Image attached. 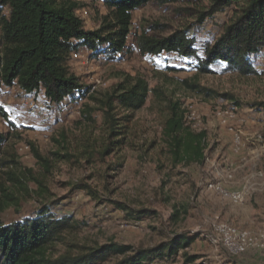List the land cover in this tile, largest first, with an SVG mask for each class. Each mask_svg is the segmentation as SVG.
Segmentation results:
<instances>
[{"label": "rangeland", "instance_id": "obj_1", "mask_svg": "<svg viewBox=\"0 0 264 264\" xmlns=\"http://www.w3.org/2000/svg\"><path fill=\"white\" fill-rule=\"evenodd\" d=\"M77 1L82 4L78 14L85 28L96 29L100 17L107 13L103 0ZM208 5L207 0L164 5L152 0L134 12L133 35L150 22L165 24L166 31L157 32L165 35L195 20L183 6L204 9ZM232 15L233 10L219 13L191 34H219ZM129 43H134L133 37ZM80 49L84 58L71 56L70 68L87 86L100 82L92 91L95 96L108 91L125 74L144 76L160 91L152 92L145 106L135 113L127 142L106 155L102 154L108 145L102 113L96 111L94 121L83 114L86 104L96 107L89 96L49 105L42 97L25 93L18 84L4 86L0 107L15 127L0 114V134L8 136L3 150L18 160L16 171L32 169L49 191L40 198L33 193L37 184L25 181L30 194L19 190L20 202L9 207L2 219L10 222L27 216L45 201L58 215L69 214L81 222L77 238L84 244L115 241L150 247L178 234H200L173 258L148 264H264V248L259 243L235 254L214 230L215 224L223 222L247 230L255 239L264 234V109L252 107L264 101V51L251 57L259 73L243 75L224 71L221 65L216 66V73L203 74L173 53H163L155 62L134 49L123 58L107 60ZM183 80L230 93L239 105L234 100L197 94ZM167 98L182 103L187 124L207 132L202 164L173 162L163 137L169 115ZM53 109L61 113L53 117ZM238 133L243 140L240 145L234 138ZM33 147L49 160V172L35 157ZM79 182L98 192V199L85 190H74ZM223 191L240 192L244 199L235 202ZM108 199L133 209L148 208L153 214L137 219L112 206ZM64 250V245H58L56 254Z\"/></svg>", "mask_w": 264, "mask_h": 264}, {"label": "trees", "instance_id": "obj_2", "mask_svg": "<svg viewBox=\"0 0 264 264\" xmlns=\"http://www.w3.org/2000/svg\"><path fill=\"white\" fill-rule=\"evenodd\" d=\"M151 1L103 0L107 13L100 17L96 29L87 30L78 14L82 4L77 0H0V92L4 86L18 84L25 93L42 97L49 105L89 96L96 107L86 104L83 114L94 121V113H102L108 139L102 154L107 155L116 145L127 142L135 113L145 106L152 92L160 90L152 88L144 76L125 74L108 91L95 96L92 86L82 83L72 72V52L85 48L95 58L118 60L135 49L155 62L163 53H173L203 74L216 73L218 65L224 71L243 75L259 73L251 57L264 51V0H207L209 5L204 9L183 6V11L195 17L193 22L165 35L157 33L166 31L165 24L150 22L133 35L134 12ZM179 1L204 0H157L162 5ZM229 10H233V15L219 34L207 37L191 34L208 19ZM132 37L134 43L130 44ZM182 82L197 94L234 100L239 105L230 93H219L198 82ZM167 102L169 115L163 137L173 162L202 164L206 158L207 132L196 131L187 124L179 100L167 98ZM252 107L264 109V101ZM0 114L15 127L1 107ZM7 141L8 136L0 134V264H148L173 258L200 237L183 233L150 247L115 241L84 244L77 238L81 222L69 214L58 215L45 201L31 214L5 222L3 213L20 202L19 190L30 194L25 181L37 184L38 190L33 193L40 198L49 191L32 169L16 171L20 166L18 160L3 150ZM33 153L49 172V160L35 147ZM73 189L85 190L98 199V192L87 183H76ZM108 201L137 219L153 214L148 208L133 209L118 200ZM58 245H64L65 250L56 254ZM188 259L194 261L192 257Z\"/></svg>", "mask_w": 264, "mask_h": 264}, {"label": "built area", "instance_id": "obj_3", "mask_svg": "<svg viewBox=\"0 0 264 264\" xmlns=\"http://www.w3.org/2000/svg\"><path fill=\"white\" fill-rule=\"evenodd\" d=\"M71 56L74 59H82L84 58L83 50H76L72 52ZM98 84H100L99 81L94 83V85L91 87V92L97 88ZM60 113V110L53 109L51 115H53V117H57ZM234 138L237 145L242 144L243 140L241 138V134H236ZM217 189L220 190L221 188ZM223 194H225L224 196L232 199L235 202H241L244 199L243 194L240 192L229 193L223 191ZM214 230L218 237L221 239L223 245L235 254H243L250 247L257 245L258 243L261 248H264V234H261L258 239H255L247 230H243L241 228H238L237 226L229 225L223 222L215 224Z\"/></svg>", "mask_w": 264, "mask_h": 264}]
</instances>
